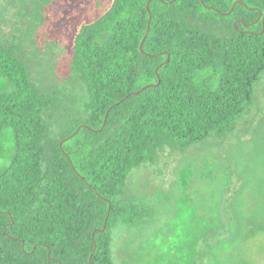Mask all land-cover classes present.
Returning a JSON list of instances; mask_svg holds the SVG:
<instances>
[{
	"label": "trees",
	"instance_id": "obj_1",
	"mask_svg": "<svg viewBox=\"0 0 264 264\" xmlns=\"http://www.w3.org/2000/svg\"><path fill=\"white\" fill-rule=\"evenodd\" d=\"M71 67L79 114L0 43V264H115L114 230L149 213L125 198L131 172L249 113L264 0H111L79 25Z\"/></svg>",
	"mask_w": 264,
	"mask_h": 264
},
{
	"label": "rangeland",
	"instance_id": "obj_2",
	"mask_svg": "<svg viewBox=\"0 0 264 264\" xmlns=\"http://www.w3.org/2000/svg\"><path fill=\"white\" fill-rule=\"evenodd\" d=\"M110 2L0 0V43L17 48L43 92L68 101V113L79 114L86 98L71 67L74 37ZM249 107L220 135L164 147L131 172L125 198L149 213L114 230L115 264H264V78Z\"/></svg>",
	"mask_w": 264,
	"mask_h": 264
},
{
	"label": "water",
	"instance_id": "obj_3",
	"mask_svg": "<svg viewBox=\"0 0 264 264\" xmlns=\"http://www.w3.org/2000/svg\"><path fill=\"white\" fill-rule=\"evenodd\" d=\"M172 2H173V1H172ZM261 15H262V13H261ZM151 20H152V13H150V21H149V27H148L147 33H146V35H145V37H144V39H143V41H142V43H141V50H143L144 41H145V39L147 38V36H148V34H149V32H150V24H151ZM169 59H170V58H168L167 61H168ZM159 68H160V67L157 68V72H158ZM137 93H138V92H137ZM63 142H64V141H63ZM63 142H62V144H63ZM105 229H106V226H105L101 231L104 232Z\"/></svg>",
	"mask_w": 264,
	"mask_h": 264
}]
</instances>
